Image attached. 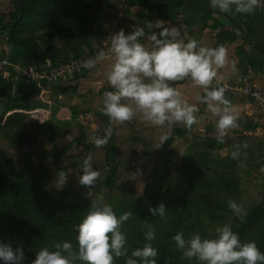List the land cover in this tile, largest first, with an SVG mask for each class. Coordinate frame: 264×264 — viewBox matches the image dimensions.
I'll return each instance as SVG.
<instances>
[{"label": "trees", "instance_id": "obj_1", "mask_svg": "<svg viewBox=\"0 0 264 264\" xmlns=\"http://www.w3.org/2000/svg\"><path fill=\"white\" fill-rule=\"evenodd\" d=\"M125 1L127 5H138L142 12L147 9L153 19L170 21H177L178 11H181L184 2L188 1L190 6L203 13V26L215 32L214 47L232 43L240 37L264 55V43L258 44L254 38L255 27L260 24L263 25V30H260L264 33V20H258L259 16H264V12L259 7L253 14H228L211 8L210 0ZM102 2L103 0H15L14 10L0 16V30L6 35L7 42L21 49L22 53L16 54L13 60L8 59L25 66L39 67L45 65V61L64 63L73 57L82 56V48L88 45L93 34L94 22ZM262 3L264 4V0ZM261 8L264 9L263 6ZM38 31L42 33L38 34ZM55 32L62 36L65 47L58 46ZM46 84L49 83L44 86ZM12 88V79L1 78L0 101L4 104L0 114V132L3 138L16 144L18 136L22 134L24 141H27L29 130L24 129L25 120L38 110L34 111L37 107L30 108L27 95H13ZM68 89L76 92L74 87L57 88L61 92ZM75 106L70 108V112L76 118L88 120L97 116L105 122V129L110 127L109 118L101 110H78ZM78 125L81 135L76 141L79 143L83 140L84 128L79 123ZM43 126L48 130L49 140L54 143L60 135L61 126L50 120H46ZM188 130L190 129L186 128L183 134ZM35 132L39 134L40 127H37ZM180 133L181 131L174 130L168 141H171L174 135L182 136ZM193 141L198 142L201 148L197 151H192L189 146L185 148L181 158L182 172L173 180L174 193L170 198H162L157 193H152L125 203L115 193L121 156L113 132L108 143L102 147L107 169L106 176L99 183L105 188L103 203L109 204L117 217L128 208H131L133 213L121 226L129 255L132 250L142 248L145 243H151L158 251L155 257L157 264H199L195 259H181L180 250L172 238L176 233L182 232L187 239L192 230L185 223L193 216L192 206L198 205L196 198L201 192L211 190L216 185L208 173L210 164L216 163L224 168L218 188H224L228 193L238 192V178L235 171L237 159L229 155L218 159L211 158L210 150L222 148L219 144L209 139L202 141L196 137ZM69 146L70 144H66L57 148L53 145L45 157L57 158L67 151ZM258 152L259 162L254 156L247 157L246 162L254 163V166H264V142L259 143ZM228 201L213 199L212 207L215 211H227ZM90 203L91 199L74 188L49 187L39 174L32 173L30 166L19 169L15 159L0 148V243L10 244L13 249L22 248L25 257L23 264H31L36 252L41 248L56 250L54 246L57 243L71 242L76 249V225L89 210ZM160 203H164L167 208L166 216H151L148 208L157 207ZM197 209L200 212L208 211L207 207ZM146 223L155 228V239L150 242L144 239ZM232 230L239 235L242 242L254 241L264 253V194L249 210L245 222L240 221ZM125 260L126 257L116 258L115 264H125ZM0 264L4 262L0 260ZM76 264L82 262L77 261Z\"/></svg>", "mask_w": 264, "mask_h": 264}, {"label": "clouds", "instance_id": "obj_2", "mask_svg": "<svg viewBox=\"0 0 264 264\" xmlns=\"http://www.w3.org/2000/svg\"><path fill=\"white\" fill-rule=\"evenodd\" d=\"M261 6V0H210V7L221 13L253 14ZM144 28H135L129 34L120 29L111 35V64L106 72V79L113 89L105 91L100 109L112 124H124L139 118L156 127L167 126L162 133L157 148L168 141L171 130L177 125L191 129L199 123L196 103H190L185 94L173 87V82L190 80L192 85L202 91L195 94V101L206 104L208 111L217 118V139L223 138L229 130L239 127V113L230 100L225 97V88L214 82L218 81V71L229 64L227 49L201 46L195 39L181 38L180 30L164 20L147 21ZM159 29V32L152 31ZM142 38L147 43L141 42ZM106 59V53L98 49L95 57L83 62V67L93 69ZM112 135V129H105L103 136H93L96 148L104 147ZM246 147V145H245ZM233 158L238 155L232 153ZM79 184L88 190L95 187L101 173L93 168L91 155L84 157L79 164ZM57 184L63 188L69 173L60 170L56 173ZM229 209L241 222H245L246 211L233 200L227 202ZM154 217L164 218L167 208L164 203L149 207ZM132 211H126L119 217L113 208L103 203V198L91 200L90 208L76 225L78 247L71 242L57 243L56 250L47 247L36 252L31 264H115L116 258L126 257L125 264H157L158 251L151 243L131 251L126 247V237L121 231L124 222L132 217ZM145 241L155 239V228L146 223ZM215 238H202L198 233L187 239L182 232L173 236L176 247L182 251V258L199 264H264V253L254 241L242 242L239 235L225 224L215 229ZM22 248L0 243V260L4 264H23Z\"/></svg>", "mask_w": 264, "mask_h": 264}, {"label": "rangeland", "instance_id": "obj_3", "mask_svg": "<svg viewBox=\"0 0 264 264\" xmlns=\"http://www.w3.org/2000/svg\"><path fill=\"white\" fill-rule=\"evenodd\" d=\"M0 32L2 31L0 30ZM37 33L42 32L38 31ZM56 42L60 47L66 46L62 36H59L58 33L56 34ZM91 44L92 36L89 38L88 45L83 46V54H94L96 49L95 44ZM65 53L67 54V51ZM45 62L46 66L50 64L49 61ZM78 78L75 76L73 78H66L54 84H46L43 88L50 89L48 90L50 91L49 94H52L51 92L57 90L58 87H63V85H68V87L74 85L76 90L80 87V79ZM14 80L17 81L15 90H17L18 94L23 93L27 84H30L28 82L24 83L19 76H16ZM31 84L33 85V83ZM45 92L42 99L38 100L48 107H52V111L50 110L48 113H45L39 108L38 112L34 113L35 115L28 114L29 117H27L24 124V129L29 130L27 141H24V134H22L18 136V141L14 144L3 138V134L0 132V147L3 149L5 147L14 148L15 150L8 151V153L15 157L18 168L23 169L30 166L32 173L39 174L48 183L49 187L59 189L56 173L60 170H65L68 171L69 176L63 188H74L91 200L100 197L104 200L105 188L100 186L99 183L106 176L107 169L104 164L102 148H96L91 138L93 136H102L105 132V122L99 117H93L88 120L77 118L78 123L80 122L79 124L84 128L83 140L78 143L76 139L80 137L81 131L78 123L75 121V117L68 110V106L70 109L76 105L75 107L81 110L90 106V102H81L80 97H77V94L71 89H68L60 96L56 94L55 97L50 96V98L46 97ZM48 98L49 101H47ZM84 98L88 100L86 96ZM92 106L97 107L98 105L92 104ZM49 118L61 126L60 135L57 136L54 143L49 140L44 128L40 129L39 134L35 132L37 127L38 129L39 127L41 128L40 123ZM110 128L115 136V144L121 156V164L116 177L115 193L121 198L123 203L145 194L151 195L152 193H157L162 198H170L174 193L172 190L173 180L181 175L182 172L181 158L185 148L189 146L192 151H197L201 148L198 146V142H194L189 134L181 138L172 137L171 141H166L157 148L162 133L168 130L167 126L163 128L152 126L139 118H134L132 121L122 125L110 122ZM171 133L170 136L172 135ZM195 137L197 138V136ZM66 144H70L68 150L59 157H45V154L53 145L60 148ZM30 145H34V147L37 145V150L28 149ZM25 147L26 150L23 149ZM210 152L213 159L222 158L227 155V153L218 149H212ZM88 155H91L93 158V168L101 173L95 187L90 190V195H87L88 190L79 184L78 170L79 164ZM259 168L260 166L246 171L244 168L236 165L238 192L228 193L224 188H218V181L224 175V168L216 163L210 164L208 173L216 185L211 190L201 192L199 197L196 198L198 205L192 206L193 216L189 217L185 223L192 230L187 235V238L196 233L202 238H215V229L217 227L225 224L230 225L231 228L237 226L241 221L240 218L235 216L231 209L227 211H215L212 207V201L213 199L233 200L242 205L246 213H248L261 200L264 194V176H261ZM198 207H207L208 211L200 212L197 209ZM127 211H132V209L128 208ZM179 256L183 259L181 250Z\"/></svg>", "mask_w": 264, "mask_h": 264}, {"label": "crops", "instance_id": "obj_4", "mask_svg": "<svg viewBox=\"0 0 264 264\" xmlns=\"http://www.w3.org/2000/svg\"><path fill=\"white\" fill-rule=\"evenodd\" d=\"M262 6L264 7V4L261 2V6L259 8L264 12V9L261 8ZM14 7L15 0H0V16L2 14L12 12L14 10ZM181 11L185 15L192 39L197 40L201 46L214 47L215 32L203 26L201 20L203 13L190 6L188 4V1L184 2ZM148 13V11H140L139 6L136 4L127 5L125 0H103L98 15L94 22L91 44H95L94 46L96 49L94 53H97L98 49L101 48L105 51L104 47L102 46V43L104 41H108V38L120 29H123L125 31V34L131 33L135 30V28H144L146 33H150V29L147 28L146 22L155 21L157 19H153ZM260 19L264 20V16H259L258 20ZM160 20H164L168 24L176 26L179 29L176 20ZM255 28V41L258 44L264 43V33L260 30H263V25L260 24ZM152 31H156L158 33L159 29H153ZM141 42L147 43V41L143 38ZM224 47L227 49L228 52L229 64L225 68H222L218 71V81L214 82L213 86L215 87L217 83L219 84V86L222 83H238L245 67L247 65H251L255 72L256 85L264 90V55L255 46L249 45L248 43L244 42L240 37H238L232 43H225ZM21 51V49L13 47L7 42L6 39L0 37V57L7 56L10 60H13L12 58L16 54L22 53ZM111 61L112 54L106 55V59L98 63L95 68L88 70L86 74L84 73L85 75L83 74L82 76H79L78 79H80V87L76 89V92L74 93L77 94V97H80L79 99L81 102H90L91 105L86 107V109L100 110L102 108L103 93L108 88L111 89L110 91L113 90L106 79V72L111 64ZM15 77L16 76L13 73H11L8 77H3L0 75V80L1 78L5 80L12 79L13 95H27L30 108L37 107V110L40 108L45 113H48L50 110L52 111V107H48L46 104L39 101L40 99H42L44 92L46 91V97L49 98L50 96L55 97L56 94L60 96L65 93L61 92L60 90H53V92H51L52 94H49L50 91L48 90L50 89H36L33 86L34 84L32 85L30 83L27 84L23 93L18 94L17 90H15V85L17 82L14 80ZM22 81L26 83L24 80ZM172 86L180 89L185 94L186 98H188L189 102L196 103L197 107L199 108V112L196 114L199 118V123L194 124L192 128L184 134L183 132L186 129L184 126H175L172 129L171 134L174 133V130L178 132L181 131L182 136L174 135L172 137L181 138L189 134V136H191L193 139L195 138V136H197V139H200L202 141L208 139L212 140L215 143L219 144V147H222L218 150L227 153V155L232 158V153L238 151V155L235 157V159H237L236 165L238 167L244 168L246 171L253 170L259 167L254 166V163L249 164L248 162H246V158L252 156L256 157V161L259 162V159H257V155L259 154V143L264 142V122H262L259 118L257 108L253 101H251L250 99L234 98L225 94V97L230 100L234 109L239 113V127L236 129L229 130L227 135L223 138V143H221L217 139V118L213 116L210 111H208L206 104L198 103L194 99L195 94L197 92H201L202 95V91L194 87L190 80L173 82ZM63 87H68V85H63ZM71 87H74V85H71ZM85 96L88 100L84 98ZM49 98L47 101H49ZM3 104L4 103L0 101V114L3 111ZM92 104H96L98 106L93 107ZM68 110H70L69 106ZM93 117L97 116H92L91 118ZM46 120L54 122V120L50 118ZM75 121L78 123V119L76 117ZM45 122L40 123V129L44 128L43 124ZM44 129L46 130L47 136L49 138L47 128L45 127ZM31 148L36 151L37 145L35 147L34 145H30L28 147V149ZM4 150L7 152H11L15 149L12 147H5ZM13 158L15 159V157ZM259 169L261 176H264V166L261 165Z\"/></svg>", "mask_w": 264, "mask_h": 264}, {"label": "built area", "instance_id": "obj_5", "mask_svg": "<svg viewBox=\"0 0 264 264\" xmlns=\"http://www.w3.org/2000/svg\"><path fill=\"white\" fill-rule=\"evenodd\" d=\"M177 22L181 36L185 39V42L192 39L188 23L182 11H178L177 13ZM0 37L7 38L3 32L0 33ZM102 46L105 49L106 55H110V40L104 41ZM96 54L86 53L80 57H73L64 63H50L47 66L43 65L39 67L25 66L19 62L10 61L7 56H3L0 57V75L8 77L13 73L25 82L33 83L36 89L42 90L45 83H57L63 79L73 78L74 76L86 73L90 69L84 68L83 62L90 57H95ZM220 86L225 88V94L231 97L253 101L259 118L264 122V90L256 85L255 72L251 65L245 67L238 83H222ZM34 111H37V109Z\"/></svg>", "mask_w": 264, "mask_h": 264}]
</instances>
